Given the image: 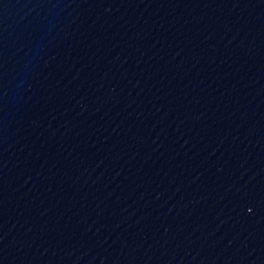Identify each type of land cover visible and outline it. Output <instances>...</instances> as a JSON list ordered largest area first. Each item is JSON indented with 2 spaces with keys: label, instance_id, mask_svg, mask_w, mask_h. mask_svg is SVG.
I'll use <instances>...</instances> for the list:
<instances>
[{
  "label": "water",
  "instance_id": "95a60500",
  "mask_svg": "<svg viewBox=\"0 0 264 264\" xmlns=\"http://www.w3.org/2000/svg\"><path fill=\"white\" fill-rule=\"evenodd\" d=\"M0 264H264V0H0Z\"/></svg>",
  "mask_w": 264,
  "mask_h": 264
}]
</instances>
